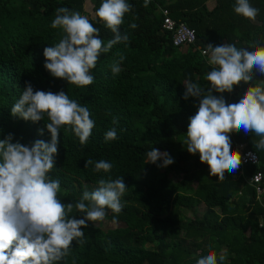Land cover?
I'll return each mask as SVG.
<instances>
[{
    "label": "trees",
    "instance_id": "trees-1",
    "mask_svg": "<svg viewBox=\"0 0 264 264\" xmlns=\"http://www.w3.org/2000/svg\"><path fill=\"white\" fill-rule=\"evenodd\" d=\"M88 1L89 14L84 0H0V139L11 133L13 142L25 145L38 139L49 142L47 118L25 121L14 117L11 107L26 82L34 90H64L87 106L95 126L85 145L69 127L60 129L56 164L49 173L60 180L58 198L75 204L84 191L97 188L101 178L123 177L127 186L122 211L107 210L103 221L88 222L82 229L85 242L74 241L70 254L57 264H195L194 256L209 251L226 252L225 264H264V208L243 179L264 172V150L255 148L259 137L231 134L233 149L244 145L258 162L244 166L242 176L237 175L239 169L225 172L222 180L210 175L199 154L188 153L183 144L189 118L199 104L197 98L183 99L184 84L206 91L205 75L212 70L200 51L208 44L264 46V0H250L259 9L254 21L235 14V0H150L146 7L142 0H127L132 9L120 33L128 35V42L102 53L91 72L94 82L77 87L46 71L43 49L62 38V30L51 27L60 7L87 16L105 43L114 37L95 17L102 0ZM161 9L193 30L192 45L172 46L170 33L161 29ZM120 55L121 71L114 75L111 67ZM251 83H264V76L254 75ZM248 86L241 83L223 95L235 102ZM112 128L117 139L106 141L105 133ZM153 148L167 152L174 162L167 167L158 166L162 160L147 163L146 154ZM89 159L105 160L112 168L96 172L94 164L85 167ZM70 215L81 218L83 213L73 209Z\"/></svg>",
    "mask_w": 264,
    "mask_h": 264
},
{
    "label": "clouds",
    "instance_id": "clouds-1",
    "mask_svg": "<svg viewBox=\"0 0 264 264\" xmlns=\"http://www.w3.org/2000/svg\"><path fill=\"white\" fill-rule=\"evenodd\" d=\"M148 0H145V7ZM132 9L127 0H102L95 17L114 33L105 43L99 37L87 16L72 12L68 8L56 9L51 22L53 29L62 30V38L54 46L43 49V67L56 79L77 87L94 82L92 70L102 53H108L114 45L127 43V34L120 33L124 16ZM235 14L254 21L259 9L250 0H235ZM135 29V23L130 24ZM212 70L205 80L209 86L205 91L199 85L185 83L183 99L199 100L198 109L189 118L183 144L188 153L199 154L201 163L207 164L209 174L223 179L225 172L237 171L242 163L241 153L232 147V133L243 132L259 137L255 148L264 150V83L253 85L254 75L264 76V46L237 47L224 43L208 44L204 51ZM112 67V73L121 71L120 62ZM248 84L247 89L229 103L224 93H232L235 86ZM218 93L220 95H214ZM14 117L33 123L43 121L50 133V141L36 140L31 145L13 142L9 133L0 139V264H57L70 254L73 242L83 244L88 222L103 221L107 210L119 214L124 205L121 197L127 186L123 177L98 181V187L84 191L75 203H63L58 198L60 180L49 173L56 164L59 134L62 127H69L81 145H85L95 126L87 106L70 99L64 91L34 90L30 82L19 99L11 107ZM41 135L43 131L41 130ZM117 139L115 128L105 133V140ZM147 163L167 167L174 161L167 152L153 148L147 152ZM255 161V155L248 153ZM94 164V171L105 173L111 163L91 159L85 167ZM77 210L81 218L70 215ZM113 223H116L115 217ZM264 227V223L260 224ZM195 264H225L226 252L217 255L209 251L206 255L193 257Z\"/></svg>",
    "mask_w": 264,
    "mask_h": 264
},
{
    "label": "built area",
    "instance_id": "built-area-1",
    "mask_svg": "<svg viewBox=\"0 0 264 264\" xmlns=\"http://www.w3.org/2000/svg\"><path fill=\"white\" fill-rule=\"evenodd\" d=\"M142 1L145 2V0ZM160 14L162 15L161 29L170 33L171 44L173 47H187L188 45H192L194 43V32L192 29L187 27L184 23L174 22L168 17L166 10L161 9ZM200 54L204 55V51H200ZM234 149L239 151L242 156V163L237 174L238 176H242V168L246 165L256 166L258 160L256 155L242 144L234 145ZM250 152L255 155V161L248 156V153ZM243 179L247 185L253 188L255 199L264 208V203L261 202L264 197V172L257 171L251 176L243 177Z\"/></svg>",
    "mask_w": 264,
    "mask_h": 264
},
{
    "label": "rangeland",
    "instance_id": "rangeland-1",
    "mask_svg": "<svg viewBox=\"0 0 264 264\" xmlns=\"http://www.w3.org/2000/svg\"><path fill=\"white\" fill-rule=\"evenodd\" d=\"M206 5H207V8H211L212 3L208 2ZM84 10H85L86 13H88V14L90 13V5H89V1L88 0H84ZM202 209H203V207L200 206L197 213L200 214L202 212Z\"/></svg>",
    "mask_w": 264,
    "mask_h": 264
}]
</instances>
